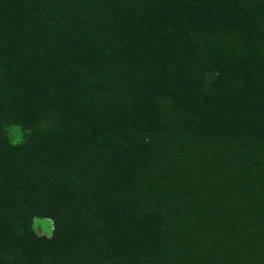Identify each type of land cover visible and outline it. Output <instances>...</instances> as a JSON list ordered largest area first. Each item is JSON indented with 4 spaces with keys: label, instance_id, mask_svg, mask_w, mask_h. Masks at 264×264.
<instances>
[{
    "label": "trees",
    "instance_id": "1",
    "mask_svg": "<svg viewBox=\"0 0 264 264\" xmlns=\"http://www.w3.org/2000/svg\"><path fill=\"white\" fill-rule=\"evenodd\" d=\"M0 264H264V0H0Z\"/></svg>",
    "mask_w": 264,
    "mask_h": 264
},
{
    "label": "rangeland",
    "instance_id": "2",
    "mask_svg": "<svg viewBox=\"0 0 264 264\" xmlns=\"http://www.w3.org/2000/svg\"><path fill=\"white\" fill-rule=\"evenodd\" d=\"M12 140H18L22 136V130L19 127L9 129ZM54 223L51 219L36 217L33 223V230L36 234L46 237H52Z\"/></svg>",
    "mask_w": 264,
    "mask_h": 264
}]
</instances>
